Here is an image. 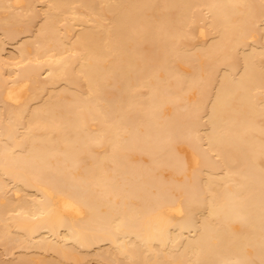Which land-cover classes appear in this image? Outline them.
I'll return each mask as SVG.
<instances>
[{"label": "bare ground", "instance_id": "obj_1", "mask_svg": "<svg viewBox=\"0 0 264 264\" xmlns=\"http://www.w3.org/2000/svg\"><path fill=\"white\" fill-rule=\"evenodd\" d=\"M0 264H264V0H0Z\"/></svg>", "mask_w": 264, "mask_h": 264}]
</instances>
